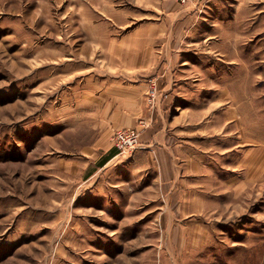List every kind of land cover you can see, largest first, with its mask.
<instances>
[{"label":"rangeland","instance_id":"rangeland-1","mask_svg":"<svg viewBox=\"0 0 264 264\" xmlns=\"http://www.w3.org/2000/svg\"><path fill=\"white\" fill-rule=\"evenodd\" d=\"M172 1L187 7L196 0ZM162 2L0 0V264H159V251H172L178 224L167 221L174 216L157 170L140 173L129 165L138 151L119 153L110 111L126 88L145 83L141 120L180 118L158 102L159 69L170 65L159 64L164 50L147 26L158 21ZM215 8L245 10V46L240 57L226 49L230 64H211L197 48L203 56L195 57L193 75L178 80L190 93L181 99H193L184 118L238 121L230 130L244 135L245 147H264V0H218ZM142 38H150L146 46ZM148 56L150 64L137 62ZM114 149L121 158L109 161ZM150 196L162 206H140ZM237 201L238 213L191 241L193 264H264V174Z\"/></svg>","mask_w":264,"mask_h":264},{"label":"crops","instance_id":"crops-1","mask_svg":"<svg viewBox=\"0 0 264 264\" xmlns=\"http://www.w3.org/2000/svg\"><path fill=\"white\" fill-rule=\"evenodd\" d=\"M204 1L208 2L207 7L200 9ZM217 5L218 0H196L192 5L181 7L172 0H163L158 21L147 26L149 30L157 31L158 40H152L164 50L163 56L158 59L159 64L170 65L169 68L159 69L163 80L158 89V102L164 99L165 106L169 108H166L167 111L178 110L179 119L166 121L162 116L152 124L141 120L146 108L143 100L145 83L129 86L125 97L111 102L114 107L110 108L113 126L141 131L140 142L146 147L133 155L129 165L140 173L150 168L157 170L158 181L163 184L162 197L166 194L165 207L175 218L169 217L167 221L178 224L170 234L172 251L168 248L169 253L162 254L160 250L159 264H193L191 241L205 238L207 233L206 230L204 233V228L212 225L213 221L218 222L228 214L238 213L242 207L238 197L264 174V147L257 142L246 148L244 135H240L237 129L230 130V125L235 123L234 126H237L238 121L203 119L194 122L184 118L188 110H193V99H188L189 103L181 99V96H189L190 93L182 89L186 84L178 80L193 75V64L198 63L195 57L203 56L196 53L197 48L203 49L206 61L211 64H218L217 60L230 64V50L232 57H240V49L245 46V10L236 8L229 14L215 8ZM253 21L260 37L262 19L259 17ZM142 39L141 43L146 46L145 41L150 38ZM137 62L148 65L151 57H141ZM231 62L238 63L239 60ZM190 92L193 95V88ZM142 121L146 122L145 127L141 126ZM215 138L220 142L217 150L212 147L213 142L208 144V140L214 141ZM202 140L207 144L205 150L194 151L193 145L196 148L198 141ZM118 158L121 157L114 149L109 161ZM153 158L156 162H152L151 166ZM214 159H219L220 164H213ZM240 173L244 174V178ZM230 177L234 178L231 180ZM213 180L218 184L215 185ZM151 205L162 206L156 196L141 200L140 206ZM186 227L192 231L189 232Z\"/></svg>","mask_w":264,"mask_h":264},{"label":"built area","instance_id":"built-area-1","mask_svg":"<svg viewBox=\"0 0 264 264\" xmlns=\"http://www.w3.org/2000/svg\"><path fill=\"white\" fill-rule=\"evenodd\" d=\"M180 4H186L192 0H175ZM157 96V89L153 86L148 92V103L153 105ZM140 131L137 129H119L113 133V141L120 154L129 153L132 155L134 152L143 148L140 143Z\"/></svg>","mask_w":264,"mask_h":264}]
</instances>
